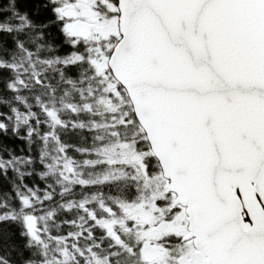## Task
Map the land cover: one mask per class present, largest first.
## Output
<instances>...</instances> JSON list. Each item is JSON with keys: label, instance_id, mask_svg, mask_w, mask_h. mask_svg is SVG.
I'll use <instances>...</instances> for the list:
<instances>
[{"label": "snow or ice", "instance_id": "6c2138e0", "mask_svg": "<svg viewBox=\"0 0 264 264\" xmlns=\"http://www.w3.org/2000/svg\"><path fill=\"white\" fill-rule=\"evenodd\" d=\"M7 11L0 8V36H9L13 48L35 54L42 65L55 64L66 84L84 85L87 74L86 90L79 88L80 102L74 101L84 111L71 105L68 111L93 115V103L103 106L104 122L80 131L119 160L78 146L72 151L86 157L84 167L123 169L134 192L123 203L81 198L72 208L46 181L23 185L32 194L16 193V204L26 212L19 222L24 248L45 236L42 225H36V235L29 223L38 219L32 201H39L42 217L43 205L59 200L53 208L60 211H48L58 230L46 235L64 241L74 264H113L122 255L136 264H264V0H22L12 14L25 27L14 37L2 26L10 20ZM44 12L51 18L39 22ZM38 40L55 44L40 55ZM0 70L11 66L0 62ZM33 83L46 81L37 75ZM7 90L18 89L9 84ZM36 107L44 119L33 113L35 126L29 119L22 136L19 128L8 127V113L19 116V110L0 111V136L11 131L17 139L36 136L43 144L50 117L61 128L75 124ZM55 139L64 143L59 135ZM68 147L59 149L67 159L59 167L71 174L75 157L68 159ZM14 159L49 166L43 154L33 158L29 149L27 157L0 156V174L7 175ZM78 187L97 185L81 173ZM8 209L0 205V239L6 241L13 239L6 226L18 223ZM108 221L118 222L107 226ZM80 240L90 243L82 248ZM105 240L114 251L103 255ZM12 251L31 264L15 245L0 264H12ZM62 255L67 260L58 252V264ZM156 256L161 259L150 258Z\"/></svg>", "mask_w": 264, "mask_h": 264}, {"label": "trees", "instance_id": "16d2710c", "mask_svg": "<svg viewBox=\"0 0 264 264\" xmlns=\"http://www.w3.org/2000/svg\"><path fill=\"white\" fill-rule=\"evenodd\" d=\"M22 0H0V8H8L9 11L4 12L5 17H10V20H6L3 27L10 30L13 33V37L24 30L25 25L23 22L17 24L16 17L13 16L12 10L19 6ZM41 4L43 0H40ZM51 18L50 12H44L37 17L39 22H43L45 19ZM55 30V28L53 29ZM33 36L39 35V28L34 27ZM37 43L43 47L40 51V55L47 53V47L49 44H55V41L38 40ZM32 47L33 45H29ZM0 62L5 65L11 66L10 71L0 70V111H8L11 108L19 110L21 115L9 112L12 116V120L8 127L10 129H20L21 136L23 135V125L28 124V120L33 121V127L35 117L32 115L36 113L40 115L43 121L44 117L36 107V105L44 106L49 112H53L58 117L62 118L63 122L68 124L70 121H75V124H68L67 128H61L58 126V121L55 123L50 117L48 123L51 128L49 138L45 143H41V140L36 136H31L25 139H17L10 131L7 136H0V156H3L5 160L10 155L14 157H27L29 149L31 155L35 158L39 154H43L45 162L49 165L47 168H41L40 164L29 165L26 160H13L11 165H6L9 168L7 175L0 174V205H8V214L17 218V224L7 225V230L13 234L12 240L0 239V256L6 255L8 251L12 250V246L15 245L21 251H23L24 260L30 261L31 264H52V261L57 257V253L61 252L66 254L67 260L62 255L60 257V264H74L73 253L68 250L64 245L63 240L52 241L47 238L48 232H56L58 225L51 223V216L48 215V211L59 212V208H53V204L60 201H53L52 203H46L43 205L45 212L42 217H39V208L41 207L38 200H33L34 205L32 211L37 212L38 219L37 224L43 226V232L45 234L42 242L30 241L34 246L32 248H24L26 238L20 235L21 228L19 227L20 220L26 215L23 209H19L16 204V193L20 192L21 195L31 197V193H26L23 185H43L46 181L54 192L59 193L64 203L72 208H76L80 199L90 200V197L94 194L98 196L97 202L101 200L115 199L124 202V198L130 197L134 194L133 185L130 180L121 178L114 181L116 175L125 174L123 169L117 167L108 168H92L84 167L86 157L83 155H77V152L72 151L71 146H78L83 151H95L104 153V149H101L99 144L92 139V135L86 131H80L81 127L90 128L96 127L102 124L105 120V109L101 105L93 103V115H77L73 116L68 111V106L71 105L76 108L78 112H83L82 108H77V103L80 102V96L82 95L77 90L81 87H85L89 83L87 74L85 73V84L81 85L78 82L72 84H66L64 79L55 70L56 65H42L35 54L28 55L26 51L22 49L13 48L11 45V38L6 34L0 36ZM39 75L41 79H45L44 86H38L33 83L35 76ZM23 81V85L17 84V81ZM94 83V82H92ZM11 86L18 89L15 92H9L7 86ZM19 97V99H18ZM76 101L77 103H74ZM84 102H87L86 100ZM25 105L27 108V116L25 113ZM95 120L96 125L90 123ZM75 130H72V129ZM43 130V124L41 129ZM103 136V131L97 133ZM59 135L64 142L61 144L55 137ZM107 140V137H105ZM110 143V142H109ZM68 147V159L75 157V165L72 168L70 174L67 168H61L59 165L65 164L67 159L59 149L63 146ZM10 150V152H9ZM23 150V151H21ZM103 158H106L105 155ZM70 167H72L70 165ZM31 171L29 176L27 173ZM40 173V175H37ZM83 173L84 178L89 183L97 185L95 188H90L82 191L79 187V181ZM23 174V176H22ZM105 181H110L105 183ZM35 191V189H33ZM40 196V193H36ZM43 197L41 196V199ZM78 213L73 211L72 216H77ZM63 213H61V217ZM78 224H82L83 221H76ZM67 230V229H65ZM75 231V229H72ZM38 235L40 233L37 231ZM99 236L100 233H97ZM90 241L80 240V247H86ZM109 241H104V253L114 251L108 247ZM12 264H22L21 257L17 255L15 251H12V255L9 257ZM76 260L79 258L76 257ZM136 264V261L127 256H118L113 258V264ZM80 264H84L80 261Z\"/></svg>", "mask_w": 264, "mask_h": 264}, {"label": "rangeland", "instance_id": "374dc122", "mask_svg": "<svg viewBox=\"0 0 264 264\" xmlns=\"http://www.w3.org/2000/svg\"><path fill=\"white\" fill-rule=\"evenodd\" d=\"M53 113V112H52ZM54 114V113H53ZM55 115V114H54ZM53 121L56 123L57 120L53 119ZM106 159H110L113 163H115L116 161L119 160V157L116 155V154H107V153H104ZM70 167V166H69ZM69 170V168H67ZM120 173H124L123 171H121ZM125 174H120V175H116L115 178H114V181H117L121 178H124ZM98 198V196L96 194L92 195L90 197V200H96ZM114 222H118V221H108L107 222V226H112ZM29 223H31L33 225V232L34 234L38 235L37 233V230H36V225H37V222L36 220H31L29 221ZM150 258H154V259H161V257L159 256H156V257H150ZM60 261V260H59ZM52 264H58V259L57 257L52 261ZM60 264V262H59ZM92 264H94V261H92ZM102 264H106L105 261H102Z\"/></svg>", "mask_w": 264, "mask_h": 264}]
</instances>
